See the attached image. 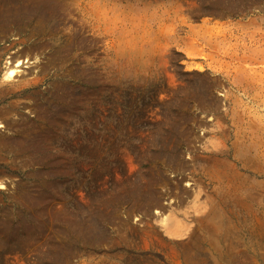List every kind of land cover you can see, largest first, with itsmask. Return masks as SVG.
I'll use <instances>...</instances> for the list:
<instances>
[{
  "label": "rangeland",
  "instance_id": "374dc122",
  "mask_svg": "<svg viewBox=\"0 0 264 264\" xmlns=\"http://www.w3.org/2000/svg\"><path fill=\"white\" fill-rule=\"evenodd\" d=\"M0 264H264V0H0Z\"/></svg>",
  "mask_w": 264,
  "mask_h": 264
},
{
  "label": "bare ground",
  "instance_id": "6f19581e",
  "mask_svg": "<svg viewBox=\"0 0 264 264\" xmlns=\"http://www.w3.org/2000/svg\"><path fill=\"white\" fill-rule=\"evenodd\" d=\"M14 74V71H10L9 75L12 76Z\"/></svg>",
  "mask_w": 264,
  "mask_h": 264
}]
</instances>
